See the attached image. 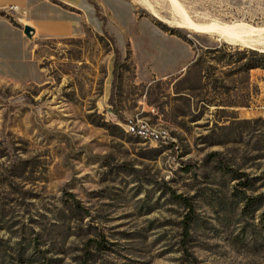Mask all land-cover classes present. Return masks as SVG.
Returning <instances> with one entry per match:
<instances>
[{
    "label": "rangeland",
    "instance_id": "1",
    "mask_svg": "<svg viewBox=\"0 0 264 264\" xmlns=\"http://www.w3.org/2000/svg\"><path fill=\"white\" fill-rule=\"evenodd\" d=\"M31 1L80 23L43 37L0 9V264H264V69L243 68L264 51L168 0ZM175 1L264 28V0Z\"/></svg>",
    "mask_w": 264,
    "mask_h": 264
},
{
    "label": "bare ground",
    "instance_id": "2",
    "mask_svg": "<svg viewBox=\"0 0 264 264\" xmlns=\"http://www.w3.org/2000/svg\"><path fill=\"white\" fill-rule=\"evenodd\" d=\"M168 1L174 7L175 13L179 17L177 22L179 26H184L197 33L213 35L227 44L241 45L250 49L258 48L264 51V28H254L245 24L228 25L216 22L210 24H196L189 18L178 2L175 0ZM147 7L149 9L152 8L150 5H147ZM158 18L160 19V16ZM130 132L136 133V131Z\"/></svg>",
    "mask_w": 264,
    "mask_h": 264
},
{
    "label": "crops",
    "instance_id": "3",
    "mask_svg": "<svg viewBox=\"0 0 264 264\" xmlns=\"http://www.w3.org/2000/svg\"><path fill=\"white\" fill-rule=\"evenodd\" d=\"M5 3L0 5V9L9 6H16L19 10L26 8L28 13H37L36 3L31 0H4ZM66 1V0H65ZM67 5L73 9H79L76 0L66 1ZM51 11L49 14L39 13L40 16L36 23V30L43 37H71L78 31L80 21L75 17L78 13L67 10H59L55 7H47Z\"/></svg>",
    "mask_w": 264,
    "mask_h": 264
},
{
    "label": "trees",
    "instance_id": "4",
    "mask_svg": "<svg viewBox=\"0 0 264 264\" xmlns=\"http://www.w3.org/2000/svg\"><path fill=\"white\" fill-rule=\"evenodd\" d=\"M247 54H251V58L247 59L246 63L243 66L244 69H246V70L264 69V53H259V52H255V51H250V52L249 51H244L243 52L244 56H246ZM210 156H212L213 158H217L218 157V153L210 154ZM183 165H184V169L186 171H190V170L194 169L193 168L194 166H192L189 163H186V164H183ZM232 173L234 174V176L237 177V179H243L245 177L244 174H240V173H236V172H232ZM244 181H246V183H247V180H244ZM240 185L245 186L246 184H245V182H243ZM174 198L180 200L183 203V205L185 207H187V209H189V211H190V214L186 215L185 221L183 222V224H184L183 228L185 230V234L187 235V233L189 231V223H190V221L192 219L191 218V213L193 212L192 205L188 202L187 199L183 198L182 196H174ZM260 198H262V197H257L256 200H258Z\"/></svg>",
    "mask_w": 264,
    "mask_h": 264
},
{
    "label": "built area",
    "instance_id": "5",
    "mask_svg": "<svg viewBox=\"0 0 264 264\" xmlns=\"http://www.w3.org/2000/svg\"><path fill=\"white\" fill-rule=\"evenodd\" d=\"M10 11L18 13L20 10L16 6H11ZM127 131H137L140 132L141 134H144L145 138H148L151 141L154 142H162L163 140H167L166 134L162 132H156L153 130H148L144 127H139V126H134V125H129L127 128Z\"/></svg>",
    "mask_w": 264,
    "mask_h": 264
},
{
    "label": "water",
    "instance_id": "6",
    "mask_svg": "<svg viewBox=\"0 0 264 264\" xmlns=\"http://www.w3.org/2000/svg\"><path fill=\"white\" fill-rule=\"evenodd\" d=\"M34 33V30L29 27V26H25L24 27V34L28 37V38H32V35Z\"/></svg>",
    "mask_w": 264,
    "mask_h": 264
}]
</instances>
